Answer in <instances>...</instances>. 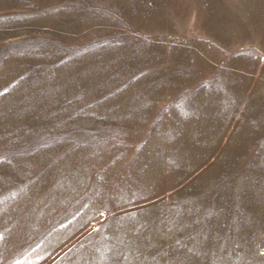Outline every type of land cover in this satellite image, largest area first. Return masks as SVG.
<instances>
[{
	"label": "rangeland",
	"instance_id": "374dc122",
	"mask_svg": "<svg viewBox=\"0 0 264 264\" xmlns=\"http://www.w3.org/2000/svg\"><path fill=\"white\" fill-rule=\"evenodd\" d=\"M0 264H264V0H0Z\"/></svg>",
	"mask_w": 264,
	"mask_h": 264
},
{
	"label": "bare ground",
	"instance_id": "6f19581e",
	"mask_svg": "<svg viewBox=\"0 0 264 264\" xmlns=\"http://www.w3.org/2000/svg\"><path fill=\"white\" fill-rule=\"evenodd\" d=\"M203 78V77H202Z\"/></svg>",
	"mask_w": 264,
	"mask_h": 264
}]
</instances>
